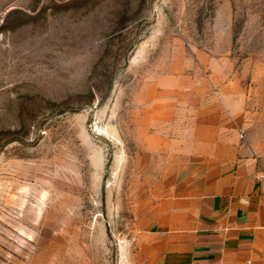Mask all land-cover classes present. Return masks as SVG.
<instances>
[{"label": "rangeland", "instance_id": "rangeland-1", "mask_svg": "<svg viewBox=\"0 0 264 264\" xmlns=\"http://www.w3.org/2000/svg\"><path fill=\"white\" fill-rule=\"evenodd\" d=\"M187 76L142 132L141 88ZM262 132L264 0H0V264H149L143 223L201 140Z\"/></svg>", "mask_w": 264, "mask_h": 264}, {"label": "crops", "instance_id": "crops-1", "mask_svg": "<svg viewBox=\"0 0 264 264\" xmlns=\"http://www.w3.org/2000/svg\"><path fill=\"white\" fill-rule=\"evenodd\" d=\"M182 90L196 92L192 77L156 78L141 88L133 99L142 132L171 122ZM220 130L214 120L196 128ZM210 135L197 147L196 159L208 160L194 183L149 210L140 245L149 264H264V132L248 148L230 134Z\"/></svg>", "mask_w": 264, "mask_h": 264}]
</instances>
